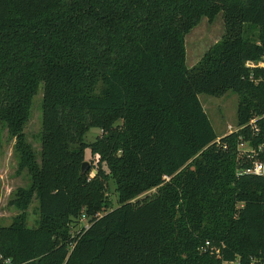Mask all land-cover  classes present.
I'll return each instance as SVG.
<instances>
[{"label": "trees", "instance_id": "1", "mask_svg": "<svg viewBox=\"0 0 264 264\" xmlns=\"http://www.w3.org/2000/svg\"><path fill=\"white\" fill-rule=\"evenodd\" d=\"M218 12L222 35L186 68L184 35ZM263 55L264 0H0V126L14 139L16 174L29 178L8 201L17 213L0 226V264L264 260V179L237 174L249 164L237 137L249 132L217 136L197 99L231 91L235 125L260 116L264 68L245 62ZM38 84L36 159L23 126ZM256 122L253 144L264 140V117ZM91 126L103 132L87 144ZM85 150L96 175L104 165L112 177L114 207L103 209L101 182L80 173ZM81 214L87 227L71 235ZM205 241L220 259L199 250Z\"/></svg>", "mask_w": 264, "mask_h": 264}, {"label": "rangeland", "instance_id": "2", "mask_svg": "<svg viewBox=\"0 0 264 264\" xmlns=\"http://www.w3.org/2000/svg\"><path fill=\"white\" fill-rule=\"evenodd\" d=\"M223 26L221 13L218 12L213 18H200L195 26H193L183 38L186 68L193 66L201 57L202 53L222 35ZM41 95L42 85L38 84L35 94L32 96L28 119L23 126V135L26 143L38 157L39 152V131L41 126ZM197 99L205 113L214 133L217 136L224 135L227 132V126H235L236 121V94L227 91L223 95L214 97L206 94H197ZM102 130L98 126H91L82 136L84 143H91L95 139L102 136ZM120 154L119 151L114 152L115 156ZM82 163H85L88 179L95 177L101 182L103 187V198L106 203L103 209L114 207L117 205L118 194L112 177L109 175L106 167L101 165L102 173L96 175L94 165L96 157L90 156L88 150H85V156ZM81 163V164H82ZM17 153L14 151V139L10 137L5 128L0 126V226L9 224L12 216L17 210L9 205L8 201L13 196L17 187L26 188L29 185V178L25 171L16 174ZM92 166V168H91ZM96 175V176H95ZM153 189L141 193L135 197L128 198V202L141 200L153 193ZM37 202L32 200L26 209V226L32 227L36 219ZM99 215L98 212L94 216ZM87 225V218L78 220L74 225H69L70 234H75Z\"/></svg>", "mask_w": 264, "mask_h": 264}, {"label": "built area", "instance_id": "3", "mask_svg": "<svg viewBox=\"0 0 264 264\" xmlns=\"http://www.w3.org/2000/svg\"><path fill=\"white\" fill-rule=\"evenodd\" d=\"M245 66L247 68H264V55L257 61H246ZM261 117H264V113L260 116L251 117L244 124L238 126L235 125L233 127H230L228 125L227 132L225 134L235 133L243 129L248 130V137H245V135L242 134L237 137L236 155L240 159L248 160L249 164L243 170H239L237 174H252L255 176L262 177L264 179V162L258 158L259 154L264 153V140L254 144L251 143V138L255 137L260 130V127L257 125L256 121L259 120ZM80 220H84L83 214L80 215L79 221ZM86 227L87 225L84 228ZM206 249H208L210 253H213L216 258L220 259L218 249L213 246H209L207 241L204 242V245L200 247L199 250L205 251ZM237 261V258L232 261L221 260L220 264H237ZM4 264H8V261H4ZM249 264H264V260L251 257Z\"/></svg>", "mask_w": 264, "mask_h": 264}, {"label": "water", "instance_id": "4", "mask_svg": "<svg viewBox=\"0 0 264 264\" xmlns=\"http://www.w3.org/2000/svg\"><path fill=\"white\" fill-rule=\"evenodd\" d=\"M85 169H86L85 163H82L81 166H80V173L82 174L85 171Z\"/></svg>", "mask_w": 264, "mask_h": 264}, {"label": "crops", "instance_id": "5", "mask_svg": "<svg viewBox=\"0 0 264 264\" xmlns=\"http://www.w3.org/2000/svg\"><path fill=\"white\" fill-rule=\"evenodd\" d=\"M222 136V135H221Z\"/></svg>", "mask_w": 264, "mask_h": 264}]
</instances>
